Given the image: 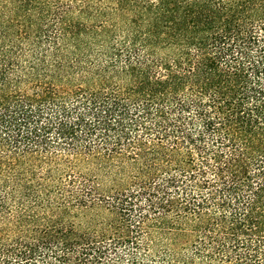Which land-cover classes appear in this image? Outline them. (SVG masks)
<instances>
[{"label":"trees","instance_id":"trees-1","mask_svg":"<svg viewBox=\"0 0 264 264\" xmlns=\"http://www.w3.org/2000/svg\"><path fill=\"white\" fill-rule=\"evenodd\" d=\"M0 264H264V0H0Z\"/></svg>","mask_w":264,"mask_h":264}]
</instances>
